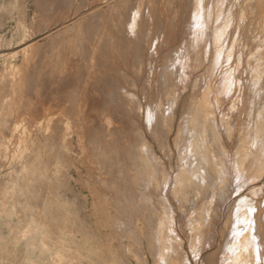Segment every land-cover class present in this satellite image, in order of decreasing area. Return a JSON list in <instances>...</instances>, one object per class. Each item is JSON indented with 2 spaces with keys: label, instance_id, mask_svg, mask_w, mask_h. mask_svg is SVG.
<instances>
[{
  "label": "rangeland",
  "instance_id": "rangeland-1",
  "mask_svg": "<svg viewBox=\"0 0 264 264\" xmlns=\"http://www.w3.org/2000/svg\"><path fill=\"white\" fill-rule=\"evenodd\" d=\"M191 1L192 0H0V264H155L156 259L154 260L155 256L152 252L158 248V243L161 241V234L164 230L166 231L168 242H171L169 229L172 227V224L168 219L169 214H173V218H175L177 222L176 230L183 240V247L187 255L185 260L189 262V264H196L191 249H189V246H191L189 244L192 239L190 238V226L196 223L193 220L194 218L195 220L199 219L200 215H197L196 212H199L198 210L201 209L202 203L206 200L208 191L210 192V186L207 185L208 183H204L206 185L205 187L202 182V184L196 182V186L189 193L188 202L183 203L184 209L183 207L178 209L179 207L173 206L174 203L171 200L169 202L165 201L163 198L164 195L161 197V192L159 193V198L155 196V199L158 200H155V202L163 206L155 204L156 207L154 208L150 207L151 204L148 203V201H150L149 196L143 197L141 194L139 195L137 191L130 195L127 189L129 187L128 185L131 184V186L136 189L135 186L141 183V181L135 179L130 182L129 178H126L128 175L125 173L126 158L122 155L123 142L121 138L120 140L114 138L110 132L106 134L104 132L101 133L102 129L100 126H102L105 120L108 121L107 117L105 118V115L103 116V114L107 112H105V108L103 109L104 106H99L100 110H93L95 108L96 98H92L91 95H89L93 93L91 91L96 88L93 83L95 74L97 77L104 71V75H107L104 76L105 81L111 79L112 84L115 86L117 85L118 92H122L118 94L116 90L118 97H121L126 90H135L142 99L145 105L144 107L147 108V106H149L148 108L154 113V103L159 96V94L156 93L158 92L156 82L163 80L164 77L165 79H169H166V82L173 79L171 82H174L173 84L176 87H174V90L179 91L181 88L183 89L184 84L187 83L192 69L195 70L196 67L198 68L200 65L203 67L202 69H197L199 72L195 71V75L202 74L203 72L206 73L209 68H212L209 72L212 70L214 71L213 64L216 62V60H212V58H215L214 39L224 34L222 35L223 41L226 40L225 37H228L227 40L231 41V38L237 35V33L241 35L245 34V32L247 33L248 31H246L245 25H241L238 18L250 15L251 12L255 10L256 4H254L255 2L252 3L250 0H227V2L226 0H211L212 2L210 0ZM227 3H229V5ZM98 7L100 8L98 9ZM91 13L93 14L91 15ZM87 14H90L91 17ZM201 15L202 17H200ZM208 17H211V19ZM228 19L231 24L226 23L228 29H222L225 22H228ZM234 19H236L235 23ZM83 21H85V24ZM139 21L141 23H139ZM91 25L97 26L93 28ZM192 25L194 27L196 26L195 28L198 30L194 29ZM227 26L225 27L227 28ZM236 26L237 30H235ZM90 27L91 29H89ZM231 27L233 31H229ZM191 29L194 30L191 31ZM90 30L95 32L94 35L98 32L97 34L103 36L97 34L94 36L93 32H90ZM218 30H220V32H218ZM86 32L90 34V36L87 34L89 37L86 36ZM190 32L193 34H189ZM218 33L219 35L220 33L222 34L219 36ZM91 36L94 37L92 38L93 40L96 38L94 40L95 42H92V40L89 41L91 42L90 44L94 43L95 48L92 47L93 44L92 46L90 45L92 49L100 50L105 47L107 51L103 54L96 52L94 54L92 51L88 52V50H84V48L87 49L88 46H82L83 40L81 39L84 37V41L86 40L88 42L86 38L90 40ZM102 37H105V40ZM207 39H209V41H207ZM78 40H81V42H79L80 44ZM230 41L223 43V45L227 47L225 48L223 46V53L221 51V58L225 63L228 62V66L220 58V61H222L220 64L224 63L222 67H224V71L228 72L226 77L230 78L233 76V79L235 78L233 91L226 103L229 105L234 100V102L228 106V112L232 118L243 115L240 118V122L242 121L244 127L249 126L247 125L250 121L249 117L252 118V122L250 121V128H242L239 126V135L242 136L238 135V143L239 141H246V144L248 143L249 146L248 150L251 151L255 137L254 127L257 116L256 103L252 102L253 95H250L252 93H250V85L248 82V87L246 83L242 85L237 82V75L242 72V67H245V64L241 65L239 63V60L240 58L246 59L247 55L251 52L248 47L245 46V48L238 42ZM229 42L232 46V43L235 44L234 48L229 46ZM205 43L207 44L206 46ZM64 44H67V47L64 46ZM133 44L136 46L134 47ZM72 45L77 46L72 47ZM236 45L239 46V49ZM177 46H179L180 50H177ZM206 47L208 49L210 48L209 51ZM235 48L239 52H236ZM60 50H62V52ZM71 50H74V52ZM175 50L177 52H175ZM243 50H245V52ZM228 51L230 53H228ZM181 56L183 58L179 59ZM91 57L94 59L93 62L95 61V65L92 63L93 68H91L92 66L90 64L92 62L90 61L92 60ZM206 57L209 59L207 60ZM166 59L171 61L168 62ZM82 60L84 63L81 62ZM210 60L214 61V63ZM75 61L78 62L79 68L82 67L81 70L78 69ZM188 61L190 62L186 64ZM181 62L185 64L182 65ZM209 64H211V67H208ZM160 68H162V73L164 70V73H161L162 75L159 74L161 72ZM166 69L168 70L166 71ZM136 70L138 72H136ZM213 71L210 72V74L212 73V76L215 78L218 76V70L215 69V71ZM236 71L238 72L235 73ZM56 72L59 75L58 77H55L57 74ZM139 72L143 73V76L140 75ZM176 72L178 73L176 74ZM137 73H139L138 76ZM78 74L80 76H78ZM139 75L141 77H139ZM167 75L171 77L169 78ZM177 75H179L180 78ZM74 76L76 80L79 78L82 79L84 76L83 79H86V81L74 84L72 82L75 79ZM68 77L69 79L71 78L69 80L70 83L67 85L62 84L61 82L63 81L64 83V80L67 81ZM156 78L158 80H156ZM177 78L179 80L182 79L181 81L183 82H180ZM98 79L100 80L99 77L97 79L95 78V80ZM130 79L136 82L135 85H132L134 82ZM175 79H177L176 83L174 81ZM28 81H31V85H29ZM129 81H131V83ZM177 81L181 84H178ZM201 81H203L202 84L204 85L205 80ZM202 84L201 86H203ZM180 85H183V87ZM45 86H47L46 89ZM142 86H144V88L147 86L150 88H146V91L143 92L144 88L142 89ZM28 87L33 89L30 90ZM177 88L179 89L176 90ZM43 89L46 91H43ZM141 91L143 93H141ZM215 92L217 93V91H213L214 99L216 98ZM153 95L155 97H153ZM249 96H252V98ZM172 97L173 96H166L168 102H166L168 104L166 106L169 107L168 113H170V110L173 112L174 108L178 109V107L174 105L175 98L172 99ZM153 99L154 102L152 103ZM245 99H247V101H245ZM171 101H173V104H169L172 103ZM170 105L174 108H170ZM70 107H74L75 109L73 108V111L72 109L67 110ZM146 108L145 110H147ZM250 109H253V111ZM93 118L98 127L94 123L92 124V122H94ZM100 123L101 125H99ZM95 127L100 130L98 129L97 132ZM74 135L75 140L72 145L71 141ZM250 138L251 140L248 142ZM171 146V149H173L171 161L161 149L157 148V152L160 157L162 156V161L164 163L167 162L166 165H168L170 161L173 165L175 164L174 167H176V147L173 141ZM136 154L139 155V151H137ZM255 156L256 155L251 152L244 160H241L242 157L232 160L234 161L232 163H235L238 168V164L241 165L240 169L244 167L242 170H238L235 164L232 165L237 168L236 170V168L233 167L234 172H237L234 175L236 178L238 177L237 179L234 177L235 181H237L235 183L239 182L237 185L235 184L236 187H243L242 189L245 188V190L247 186L251 185V187L244 192V196L247 197L242 201L245 200L247 202L237 204L238 210L236 207H233L232 211L234 214H232L233 218L231 217L233 221L230 222L231 224H229V227L231 228L232 224L238 222L239 224H237L239 227H246L248 225L247 228H252L250 229L251 231L249 230L252 235L249 236L248 240L253 243L252 248L255 249L254 252L256 251V254H254L256 255L255 262L256 264H264V242H262L264 241V239H262L264 238V180H262L264 176V158L262 159L263 163L259 161L256 162L258 158ZM253 157H255L254 160ZM140 158L141 157H137L139 162L141 160ZM184 163L186 167H188L190 161L185 160ZM238 174H240V176ZM161 179L160 184L163 188V185L166 186L168 180ZM163 181H165V184H162L164 183ZM197 187H199V189ZM253 190H255V192ZM197 195L199 196L196 199L195 196ZM153 199L152 197V200ZM160 199L161 201L163 200L162 202H164V204L159 201ZM166 203L170 206H167ZM244 204L247 205L245 206ZM158 206H160L159 208L165 206V208H161V210ZM168 207L173 208V210L172 208L169 209L172 213H169L167 210ZM155 208L163 212L159 210L157 212L156 210L155 212L151 211V209L153 210ZM183 210H185V214ZM139 212L142 213L140 214ZM161 214L164 216L166 215L165 217L168 219L166 222H168V224L165 223L166 218L164 216L162 217ZM249 214L251 215L249 216ZM244 215L245 217H243ZM240 217L247 218V220ZM245 220L246 222H244ZM191 221H193V223ZM188 222H191V224ZM240 223L242 226H240ZM243 223H245V225H243ZM186 225L189 226L187 227ZM163 226L165 228L167 226V228L162 229L164 228ZM238 229L241 231L242 228ZM252 231L258 235H255ZM242 237L245 239V235ZM242 237H239V241L237 240L238 243L237 241L236 243L234 242L235 246H238L239 249L242 248ZM199 241L197 240V244L201 242ZM239 243H241V245ZM168 244L167 246L171 248L170 244ZM171 244L174 246L173 248L175 251L171 252V254H169L170 256L168 255L167 259L169 263L165 262V264H187L178 250V247H180L179 243ZM217 244L207 251L208 255L213 254L214 250V254L215 252L218 253L216 256L217 260L214 259L209 261V263L222 264L220 257L224 240L221 239ZM256 246L259 247L256 248ZM132 253L135 256L132 255ZM224 254L222 256H224ZM208 255L206 254L205 257ZM167 259L164 260L168 262ZM219 259L221 262L218 261ZM203 260L199 264H207L205 258H203ZM161 264L164 263L162 262Z\"/></svg>",
  "mask_w": 264,
  "mask_h": 264
},
{
  "label": "bare ground",
  "instance_id": "bare-ground-1",
  "mask_svg": "<svg viewBox=\"0 0 264 264\" xmlns=\"http://www.w3.org/2000/svg\"><path fill=\"white\" fill-rule=\"evenodd\" d=\"M54 1V0H53ZM193 1V0H192ZM191 1V2H192ZM200 1V0H199ZM211 1V0H210ZM209 1V2H210ZM231 1V0H230ZM252 3L256 4V8L255 10H253L251 12L250 15L247 16H242L240 18H238V21L241 23V25H245L246 27V31H248L247 33L245 32V34H238L235 35L233 38H231L232 42H238L240 43V45L242 44L244 47H248L250 49V54L247 55L246 59H242L240 58L239 63L245 64V67H242V72L237 75V82H239L240 84H244L248 82V84L250 85L249 89H250V95H253V101L254 103H256L255 107L257 108V116H256V120H255V137H254V142H253V146L251 151L248 150V143L246 144V141H239L238 143V137L242 136L239 135V126H241L242 128L244 127V124L242 123V121L240 122V118L243 115H238V117H233L229 114V110H228V106L231 104H227V99H229V96L231 95L232 91H233V87H234V79L233 76L232 77H226L228 75V72L224 71V67H222L224 65V60L221 58V51L223 53L224 47L225 45H223V43H225L226 41H230L227 40V38L225 37L226 40L223 41L222 39V33H220L221 37H218L215 40V44H214V49H215V58H212V60H216L215 64H213V69L215 71L218 70V76L217 77H213L212 73L210 74L211 70L209 68L208 72L206 73H202V74H197L195 75V71H198L197 69H202L203 67H201V65H196L199 66L198 68L196 67V69H192V72L189 75V78L186 79L188 80L187 83H183V85L181 87H183V89L181 88L179 91H175L174 89L176 88L175 85L171 82L173 79H171V81L166 82L165 80L168 79L164 77V81L163 80H159L157 83V91L156 93L159 94L156 102L154 103V109L155 112L153 113L152 110L150 108H148L149 106L144 107V103L142 101V99L140 98V96L138 95V92H136L135 90H126L124 91V94L121 95V97H118V94H121L122 92H118V87L117 85H113L111 82V79L109 81H105L104 75L105 73H100L99 76L96 77L95 74V78L97 79L98 77L100 78V80H95L94 78V85L96 86V88L91 91L93 93H90L89 91V95H91L92 98H96L95 100V108L93 110H100L99 106H104L103 109L105 108V114H103V116L105 115V118L107 117V120H105V122L102 124V126H100V128L102 129L101 133H107L110 132V134L112 136H114V138H118L120 140H122L123 142V156L126 158L125 160V165H126V175H128L129 181L132 182L133 180L137 179L140 180L141 183H139L136 187V189L130 185H128L129 187L128 189V193L131 195L134 192H139V195L141 194L143 197L145 196H149V200L148 203L151 204L150 207H156V205H160V203H156L155 200V196H157V198L160 197L159 193L161 192V197H163L162 195H164V199L165 201L169 202L170 200L174 203L173 206L175 207H179L178 209L182 208L184 209V205L183 203H187L188 202V196L189 193L191 192V190L196 186L195 184L197 183H208L207 185L210 186V192L208 191V196L206 197V200L202 203L201 205V209L198 210L199 212H196L197 215L199 216V219L195 220V218L193 219L196 223L192 224L190 226V233H191V242L189 245L191 249V253L195 259V263L199 264L203 258H205V261H207V264H212L209 263V261L212 260H217L216 256L218 255V253L213 251V254H209L208 255V250L212 249L214 246H216V244L218 242H220L221 239L224 240V244L222 247V254H221V261L222 264H256L255 262V257L256 255V251L254 252L255 249L252 248V244L251 242H249V236H251L252 234L250 233V229L252 228H247V226H243V227H239L238 224H232L231 228L229 227V224H231L230 222L233 221L231 219L232 214H234L233 207L237 208V204L242 202H247V201H242L243 199H246V197L244 196V192H246V190H248L250 186H247L246 190L245 188L242 189L241 187L237 188L236 185L239 183H235L237 181H235L234 177H235V173L234 172V168L235 166L232 162V160H234L235 158H241V160L245 159L251 152L253 154H255L257 156L258 159H256V162H262V159L264 158V0H250ZM183 2V1H182ZM212 2V1H211ZM227 2V0H226ZM53 4V3H52ZM161 4V3H160ZM229 5V3H227ZM232 4V3H231ZM234 4V3H233ZM67 5V4H66ZM189 5V4H188ZM193 5V4H192ZM199 5V4H198ZM211 5V4H210ZM109 6V5H108ZM194 6V5H193ZM207 6V5H206ZM209 6V5H208ZM253 6V5H252ZM112 7V6H111ZM188 7V6H187ZM192 7V6H191ZM190 7V8H191ZM229 7V6H228ZM83 8V7H82ZM100 7H98L99 9ZM195 8V7H193ZM211 8V7H210ZM238 8V7H237ZM96 9V8H95ZM81 10V9H80ZM102 10V9H101ZM187 10V9H186ZM189 10V9H188ZM225 10V9H224ZM228 10V9H227ZM232 10V9H231ZM94 11V10H93ZM190 11V10H189ZM206 11V10H205ZM212 11V10H211ZM210 11V12H211ZM183 12V11H182ZM199 12V11H198ZM197 12V13H198ZM204 12V11H203ZM238 12V11H237ZM189 13V12H188ZM194 13V12H193ZM226 13V12H225ZM229 13V12H228ZM236 13V12H235ZM234 13V14H235ZM22 14V13H21ZM50 14V13H49ZM93 13H91L92 15ZM141 14V13H140ZM204 14V13H203ZM206 14V13H205ZM88 15V14H87ZM91 15L89 14L88 16L91 17ZM139 15V14H138ZM188 15V14H187ZM199 15V14H197ZM196 15V16H197ZM227 15V13H226ZM142 16V15H140ZM194 16V15H193ZM191 16V17H193ZM205 16V15H204ZM229 16V15H228ZM231 16V15H230ZM233 16V13H232ZM231 16V17H232ZM81 17V15H80ZM202 17V15L200 16ZM218 17V16H217ZM229 17V18H231ZM86 18V17H85ZM134 18V17H133ZM161 18V17H160ZM198 18V17H197ZM204 18V17H203ZM209 18V17H208ZM206 18V19H208ZM221 18V17H220ZM223 18V17H222ZM227 18V17H226ZM234 18V17H232ZM231 18V19H232ZM60 19V18H59ZM139 19V18H138ZM174 19V18H173ZM193 19V18H192ZM211 19V17L209 18ZM217 19V18H216ZM76 20V19H75ZM84 20V19H83ZM196 20V18H195ZM201 20V18H200ZM226 20V19H224ZM234 19V23H235ZM90 21V20H88ZM132 21V20H131ZM135 21V20H133ZM142 21V20H141ZM187 21V20H186ZM185 21V22H186ZM218 21V20H217ZM222 21V20H221ZM228 22H225L224 26L222 27L225 29H228V26L226 23H229V19L227 20ZM231 21V20H230ZM85 21H83L84 23ZM87 22V21H86ZM191 22V21H190ZM196 22V21H195ZM202 22V21H201ZM206 22V21H205ZM220 22V21H219ZM238 22V23H239ZM82 23V20H81ZM91 23V22H89ZM139 23H141L139 21ZM138 23V24H139ZM146 23V22H145ZM178 23V22H177ZM189 23V22H188ZM223 23V22H222ZM46 24V23H45ZM85 24V23H84ZM87 24V23H86ZM92 24V23H91ZM132 24V23H131ZM137 24V25H138ZM196 24V23H195ZM198 24V23H197ZM206 24V23H205ZM217 24V23H216ZM135 25V24H133ZM185 25V24H184ZM182 25V26H184ZM200 25V24H199ZM82 26V25H80ZM93 26V25H91ZM95 28L97 25H94ZM93 26V28H94ZM140 26V24H139ZM173 26V25H172ZM193 26V25H192ZM202 26V25H201ZM227 26V28L225 27ZM89 27V26H88ZM133 27V26H131ZM147 27V25H146ZM185 27V26H184ZM194 27V26H193ZM192 27V28H193ZM196 27V26H195ZM194 27V29H196ZM100 28V27H99ZM130 28V27H129ZM200 28V27H199ZM237 30V26L235 27ZM85 29V28H84ZM88 29V28H87ZM91 29V27L89 28ZM101 29V28H100ZM131 29V28H130ZM175 29V28H174ZM183 29V28H182ZM194 29H191L194 30ZM209 29V28H207ZM221 29V31H222ZM232 29V30H231ZM95 30V29H94ZM172 30V29H171ZM185 30V29H184ZM190 30V29H189ZM198 30V29H196ZM60 31V30H59ZM92 30H90L91 32ZM97 31V29H96ZM99 31V30H98ZM141 31V30H140ZM139 31V33H140ZM144 31V30H143ZM186 31V30H185ZM225 31V30H224ZM223 31V32H224ZM228 31V30H227ZM229 31H233V28L231 27ZM93 32V31H92ZM218 32H220V30H218ZM236 32V31H234ZM61 33V32H59ZM95 32H93L94 35ZM98 33V32H97ZM96 33V34H97ZM133 33V32H132ZM182 33V32H181ZM225 33V32H224ZM229 33V32H228ZM49 34V33H48ZM52 34V33H51ZM89 33L86 32V36L89 37L87 35ZM95 34V35H96ZM187 34V33H185ZM189 34H193V33H189ZM217 34V33H216ZM231 34V33H230ZM81 35V34H80ZM79 35V36H80ZM94 35V36H95ZM97 35H101V34H97ZM141 35V33H140ZM208 35V34H207ZM219 35V33H218ZM219 35V36H220ZM84 36V35H81ZM85 36V37H86ZM103 36V35H101ZM99 36V37H101ZM144 36V35H143ZM185 36V35H184ZM209 36V35H208ZM51 37V36H50ZM140 37V36H138ZM188 37V36H187ZM199 37V36H198ZM84 37H82L81 40H83L82 42V46L87 45V49L84 48V50H88L92 51V53L95 52L96 53H104L107 50L105 49V47L103 49H92L91 46L93 44V48L94 47V43L90 44L92 40V42L96 39H92L94 38L93 36H91V39L89 40L88 38H86L88 40V42L84 39ZM105 40V37H102ZM141 38V37H140ZM182 38V37H181ZM185 38V37H184ZM183 38V39H184ZM209 38V37H207ZM224 38V37H223ZM74 39V38H73ZM80 39V38H79ZM177 39V38H176ZM192 39V38H191ZM194 39V38H193ZM51 40V39H50ZM71 40V39H70ZM69 40V42H70ZM81 40H78V43L81 42ZM98 40V39H97ZM103 40V41H104ZM142 40V39H141ZM189 40V39H188ZM205 40V39H204ZM72 41V40H71ZM75 41V39H74ZM135 41V40H134ZM146 41V40H145ZM169 41V40H167ZM207 41H209V39H207ZM230 41V42H231ZM63 42V41H62ZM68 42V41H67ZM95 42V41H94ZM97 42V41H96ZM140 42V41H139ZM142 42V41H141ZM194 42V41H193ZM213 42V40H212ZM229 42V43H230ZM44 43V42H43ZM65 43V42H64ZM72 43V42H71ZM77 43V45H78ZM101 43V42H100ZM107 43V42H106ZM144 43V42H143ZM170 43V42H169ZM182 43V42H181ZM180 43V44H181ZM196 43V42H194ZM193 43V44H194ZM204 43V42H203ZM209 43V42H208ZM237 43V44H238ZM244 43V44H243ZM62 44V43H61ZM68 44V43H67ZM67 44H64V46H66ZM76 44V41H75ZM80 44V43H79ZM97 44V43H96ZM109 44V43H108ZM179 44V45H180ZM233 46L230 43V47L232 46L234 48L235 44L232 43ZM63 45V44H62ZM77 45H72L73 46H77ZM91 45V46H90ZM134 47L136 46L135 44H133ZM165 45V44H164ZM201 45V44H200ZM207 44L205 43V46ZM40 46V45H39ZM69 46V44H68ZM96 46V45H95ZM210 46V45H209ZM224 46V47H223ZM238 45H236L237 47ZM55 47V46H54ZM62 47V46H60ZM67 47V46H66ZM70 47V46H69ZM79 47V46H78ZM85 47V46H84ZM110 47V46H109ZM192 47V46H190ZM213 47V45H212ZM227 47V46H226ZM225 47V48H226ZM245 47V48H246ZM58 48V47H57ZM77 48V47H76ZM108 48V47H107ZM175 48V47H174ZM177 50L179 49V46H177ZM183 48V47H182ZM187 48V45H186ZM207 48V47H206ZM205 48V49H206ZM73 49V48H72ZM90 49V50H89ZM184 49V48H183ZM208 49V48H207ZM210 49V48H209ZM208 49V51H209ZM239 49V46H238ZM242 49V47H241ZM22 50V49H20ZM54 50V49H53ZM63 50V49H62ZM62 50H60L62 52ZM75 50V48H74ZM74 50H71L74 52ZM182 50V49H181ZM187 50V49H186ZM234 50V49H233ZM41 51V50H40ZM57 51V50H55ZM172 51V50H171ZM190 51V50H189ZM188 51V52H189ZM236 52H239L236 50ZM245 52V50H243ZM20 52V51H19ZM36 52V51H35ZM69 52V51H68ZM81 52V51H79ZM78 52V53H79ZM86 52V51H84ZM175 52H177L175 50ZM186 52V51H185ZM187 52V53H188ZM191 52V51H190ZM197 52V51H196ZM206 52V51H205ZM243 52V53H244ZM53 53V52H51ZM50 53V54H51ZM82 53V52H81ZM158 53V52H157ZM170 53V52H169ZM182 53V52H181ZM179 53V54H181ZM184 53V52H183ZM207 53V52H206ZM228 53H230L228 51ZM232 53V51H231ZM242 53V52H241ZM63 54V53H62ZM69 54V53H68ZM77 54V53H76ZM84 54V53H83ZM107 54V53H106ZM236 54V53H235ZM240 54V53H239ZM34 55V54H33ZM58 55V53H57ZM82 55V54H81ZM177 55V54H176ZM175 55V56H176ZM209 55V54H208ZM206 55V56H208ZM227 55V54H225ZM229 55V54H228ZM244 55V54H243ZM65 56V55H64ZM83 56V55H82ZM224 56V55H223ZM232 56V55H231ZM238 56V55H237ZM240 56V55H239ZM14 57V56H13ZM40 57V56H39ZM174 57V56H173ZM186 57V56H185ZM184 57V58H185ZM190 57V56H189ZM198 57V56H197ZM202 57V56H201ZM214 57V55H213ZM229 57V56H227ZM226 57V59H227ZM16 58V57H15ZM167 58V57H165ZM183 57L181 56L182 59ZM187 58V57H186ZM220 58L221 60H223V64H220ZM232 58V57H231ZM238 58V57H237ZM245 58V55H244ZM41 59V58H40ZM52 59V58H51ZM72 59V58H71ZM75 59V58H74ZM79 59V58H78ZM84 59V57H83ZM89 59V58H88ZM92 59V57H91ZM175 59V58H174ZM178 59V58H177ZM189 59V58H188ZM202 59V58H201ZM206 59L208 60L209 58L206 57ZM211 59V58H210ZM230 59V58H229ZM236 59V58H235ZM39 60V59H38ZM64 60V59H63ZM68 60V59H67ZM81 60V59H80ZM90 60V59H89ZM94 59L90 60L92 61L91 64V68H93V62ZM126 60V59H125ZM167 60V59H166ZM186 60V59H185ZM197 60V59H196ZM232 60V59H231ZM46 61V60H45ZM70 61V60H69ZM168 61V60H167ZM171 61V60H170ZM168 61V62H170ZM211 61V60H210ZM229 61V60H227ZM235 61V60H234ZM39 62V61H38ZM76 62V61H75ZM83 62V60L81 61ZM105 62V61H104ZM190 61H188L186 64H188ZM195 62V60H194ZM208 62V61H206ZM214 63V61H211ZM210 62V63H211ZM238 62V59H237ZM43 63V62H42ZM77 63V64H76ZM76 66H78V62H76ZM84 63V62H83ZM93 63V64H92ZM182 63V62H181ZM199 63V62H198ZM230 63V62H229ZM80 64V62H79ZM89 64V65H90ZM166 64V63H165ZM170 64V63H169ZM172 64V63H171ZM185 64V63H184ZM182 63V65H184ZM196 64V63H195ZM194 64V65H195ZM212 64V63H211ZM209 64L208 67H211ZM228 66V62L225 63ZM232 64V63H231ZM71 65V64H70ZM95 65V64H94ZM181 65V64H180ZM225 65V66H226ZM238 65V64H237ZM236 65V66H237ZM25 66V65H24ZM83 66V65H82ZM160 66V65H159ZM186 66V65H185ZM235 66V65H234ZM75 67V66H74ZM73 67V69H74ZM89 67V66H88ZM104 67V66H103ZM106 67V66H105ZM135 67V66H134ZM192 67V66H191ZM207 67V68H208ZM222 67V70H221ZM230 67V65H229ZM233 67V66H232ZM77 68V67H75ZM82 68V67H81ZM81 68L78 69L81 70ZM133 68V67H132ZM137 68V67H136ZM143 68V67H142ZM141 68V69H142ZM228 68V67H227ZM234 68V67H233ZM236 68V67H235ZM241 68V67H240ZM34 69V68H33ZM68 69V68H67ZM89 69V68H87ZM170 69V68H169ZM186 69V67H185ZM237 69V68H236ZM79 70V71H80ZM104 70V68H103ZM162 70V68H160V71ZM168 69H166L167 71ZM231 70V69H230ZM37 71V70H36ZM62 71V70H61ZM67 71V70H66ZM65 71V72H66ZM74 71V70H72ZM78 71V73H79ZM84 71V69H83ZM88 71V70H87ZM91 71V70H90ZM134 71V70H133ZM143 71V70H142ZM159 71V72H160ZM179 71V70H178ZM213 71V72H214ZM35 72V70H34ZM136 72H138L136 70ZM188 72V71H187ZM199 72V71H198ZM234 72V71H233ZM238 71H236L235 73H237ZM57 73V72H56ZM64 73V72H63ZM77 73V72H75ZM140 75L143 76V73L139 72ZM137 73V76L138 74ZM158 73V71H157ZM162 71L159 73L161 74ZM164 73V70H163ZM162 73V74H163ZM168 73V72H167ZM166 73V74H167ZM178 72H176L177 74ZM180 73V71H179ZM62 74V73H61ZM80 74V73H79ZM78 74V76H80ZM82 74V71H81ZM84 74V72H83ZM87 74V73H86ZM99 74V73H98ZM97 74V75H98ZM135 74V73H134ZM161 74V75H162ZM186 74V73H185ZM186 74V75H187ZM208 74V75H207ZM216 74V73H214ZM213 74V75H214ZM232 74V73H231ZM24 75V74H23ZM69 75V74H68ZM72 75V74H71ZM93 75V74H92ZM91 75V76H92ZM139 75V77H141ZM181 75V74H180ZM183 75V74H182ZM58 73L56 74L55 77H58ZM62 76V75H61ZM65 76V75H63ZM129 76V75H126ZM168 76V75H167ZM172 76L174 77V75L172 74ZM179 77V75H177ZM176 76V77H177ZM215 76V75H214ZM231 76V75H230ZM239 76V78H238ZM30 77V76H29ZM54 77V76H53ZM66 77V76H65ZM64 77V78H65ZM71 77V76H69ZM68 77V82L65 81L64 79V83L63 81L61 82L64 85H67L69 82ZM109 77V76H108ZM131 77V76H130ZM129 77V78H130ZM138 77V78H139ZM155 77V75H154ZM159 77V75H158ZM169 78L171 76H168ZM172 77V78H173ZM175 77V78H176ZM60 78V77H59ZM58 78V79H59ZM73 78V77H72ZM75 78V76H74ZM73 78V79H74ZM84 78V76H83ZM74 79V81H72L74 84H78L79 82H85L86 79ZM110 78V77H109ZM160 78V77H159ZM180 78V77H179ZM183 78V77H182ZM58 79H56L57 81H59ZM72 79V80H73ZM161 79V78H160ZM178 79V78H177ZM175 79V83L176 80ZM93 80V79H92ZM129 80V79H128ZM131 80V79H130ZM133 80V79H132ZM131 80V81H132ZM156 80H158L156 78ZM169 80V79H168ZM179 80V79H178ZM182 80V79H181ZM179 80L180 82H183ZM201 80H205L204 81V85L202 84L203 81ZM50 81V80H49ZM52 81V80H51ZM88 81V80H87ZM91 81V80H90ZM131 81H129L131 83ZM179 81H177L178 84ZM26 82V81H25ZM71 82V83H72ZM134 83H132V85H135V81L133 80ZM29 85H31V81L29 82ZM34 83V82H33ZM49 83V82H48ZM73 84V85H74ZM81 84V83H80ZM87 84V83H86ZM116 84V83H115ZM145 84V83H144ZM148 84V83H147ZM201 84L203 86H201ZM239 84V85H240ZM247 84V87H248ZM35 85V83H34ZM63 85V86H64ZM70 85V84H69ZM131 85V86H132ZM146 85V84H145ZM238 85V86H239ZM72 86V84H71ZM76 86V85H75ZM84 86V85H83ZM137 86V85H136ZM149 86V85H148ZM148 86L146 87L147 89ZM30 87V86H29ZM28 87V88H29ZM36 87V86H35ZM47 86H45L46 89ZM74 87V86H73ZM134 87V86H132ZM175 87V88H174ZM179 87V86H178ZM79 88V87H76ZM94 88V87H93ZM144 88V86H142V89ZM146 88H144L143 92L146 91ZM239 88V87H238ZM241 88V86H240ZM30 90H32L33 88H29ZM28 89V90H29ZM45 89H43V91H46ZM81 89V88H79ZM78 89V90H79ZM179 88H177L176 90H178ZM68 90V89H66ZM75 90V89H73ZM72 90V92H73ZM77 90V89H76ZM116 90L118 92V94L116 93ZM120 90V89H119ZM122 90V88H121ZM120 90V91H121ZM216 90L217 93L216 94V98L214 99L213 96V91ZM148 91V90H147ZM61 92V90H60ZM59 92V93H60ZM69 92V91H68ZM67 92V93H68ZM141 91V93H143ZM63 93V92H62ZM79 93V92H78ZM147 93V92H146ZM247 93V92H246ZM245 93V94H246ZM57 94V93H56ZM61 94V93H60ZM81 94V93H80ZM117 94V95H116ZM145 94V93H144ZM155 94V93H154ZM248 94V93H247ZM31 95V94H30ZM156 95V94H155ZM66 96V95H63ZM62 96V97H63ZM166 96H173V98H175V103L174 105L176 107H178V109L171 107L170 108H174L173 112H171L172 110H170L168 113V108L166 105H168L167 103V99ZM222 96V97H221ZM61 97V98H62ZM68 97V96H66ZM73 97V96H72ZM89 97V96H87ZM153 97H155L153 95ZM248 97V96H247ZM252 98V96H249ZM60 98V97H59ZM64 98V97H63ZM75 98V97H74ZM73 98V99H74ZM250 98V99H251ZM65 99V98H64ZM68 99V98H67ZM85 99V98H84ZM90 99V98H89ZM169 99V97H168ZM59 100V99H58ZM57 100V101H58ZM66 100V99H65ZM77 100V99H76ZM75 100V101H76ZM249 100V99H248ZM56 101V103H57ZM87 101V99H86ZM84 101V102H86ZM170 101V100H168ZM245 101H247V99H245ZM62 102V101H61ZM66 102V101H65ZM91 102V101H90ZM154 102V99L152 101V103ZM167 102V103H166ZM172 103L169 104H173V101H171ZM231 102V101H229ZM92 103V102H91ZM62 104V103H61ZM85 104V103H84ZM99 104V105H98ZM239 104V103H238ZM251 104V102H250ZM65 105V104H64ZM173 105V106H174ZM248 105V104H247ZM89 106V105H88ZM93 106V105H92ZM167 108H166V107ZM233 106V105H232ZM239 106V105H238ZM253 106V104H252ZM57 107V106H55ZM69 107V106H66ZM107 107V108H106ZM248 107V106H247ZM74 108V107H73ZM73 108L70 107L67 110L72 109ZM145 108L147 110H145ZM234 108V107H233ZM251 108V107H250ZM254 108V107H253ZM75 109V108H74ZM92 109V108H91ZM102 109V110H103ZM230 109V108H229ZM59 110V109H58ZM61 110V109H60ZM77 110V109H76ZM239 110V109H238ZM249 110V109H248ZM251 111H253V109H250ZM91 111V110H90ZM104 111V110H103ZM231 111V110H230ZM236 111V110H235ZM234 111V112H235ZM75 112V110H74ZM73 112V113H74ZM96 112V111H94ZM233 112V113H234ZM248 112V111H247ZM93 113V112H92ZM251 113V112H250ZM97 114V113H96ZM101 114V113H100ZM235 114V113H234ZM86 115V114H85ZM89 115V114H88ZM236 115V116H237ZM251 115V114H250ZM249 115V116H250ZM94 116V115H92ZM97 116V115H96ZM231 116V117H230ZM235 116V115H234ZM88 117V116H87ZM90 117V116H89ZM71 118V117H70ZM74 118V117H73ZM97 118V117H96ZM99 118V117H98ZM245 118V117H244ZM250 118V121L252 122V118ZM248 118V120H249ZM94 119V118H93ZM103 119V118H102ZM56 120V119H55ZM91 120V119H90ZM89 120V121H90ZM104 120V119H103ZM234 120V121H233ZM87 121V120H86ZM88 121V122H89ZM93 121V120H92ZM245 121V119H244ZM250 121L249 124L247 123V125L249 126H245V127H249L250 128ZM91 122V121H90ZM100 122V121H99ZM97 124L95 122H92V124ZM88 124V123H87ZM101 125V123L99 124ZM97 126V125H96ZM254 126V124H253ZM94 127V126H93ZM98 127V126H97ZM96 128V131L98 132V129ZM244 127V128H245ZM92 128V127H91ZM90 128V129H91ZM94 128V130H95ZM248 128V129H249ZM92 130V129H91ZM100 130V129H99ZM248 131V130H246ZM88 132V131H87ZM100 132V131H99ZM242 132V130H241ZM247 133V132H246ZM253 133V132H251ZM88 134V133H87ZM104 134V135H105ZM242 134V133H241ZM245 134V133H244ZM239 135V136H238ZM95 136V135H94ZM107 136V135H105ZM104 136V137H105ZM251 136V134H250ZM244 137V136H243ZM81 138V137H80ZM95 138V137H94ZM106 139V137H105ZM110 139V138H109ZM117 139V140H118ZM253 139V138H252ZM71 140V139H70ZM75 140V135L72 137V141L71 144L73 145ZM244 140V139H243ZM251 140V138L248 140V142ZM174 143L175 147H176V158H177V164L176 167H174L173 163L170 162L171 161V157L173 155V149H171V143ZM101 142V141H99ZM242 144H241V143ZM90 143V142H89ZM239 144V145H238ZM88 146V145H87ZM90 146V145H89ZM92 148V147H91ZM157 148L161 149L164 154L170 159V161L168 162V165H166V163H164L162 161V156L160 157L158 152H157ZM165 148V149H164ZM100 149V148H99ZM99 151V150H98ZM139 151V155L136 154V152ZM96 152V151H95ZM50 153V152H49ZM47 154V153H46ZM53 155V154H52ZM101 155V154H100ZM255 156V157H256ZM137 157H141L140 162L137 159ZM253 157V160L254 158ZM107 158V157H106ZM25 159V158H24ZM90 159V158H89ZM97 160V159H96ZM110 160V159H109ZM168 160V159H167ZM185 160H189L190 164L188 165V167H186L185 165ZM138 161V162H137ZM97 162V161H96ZM176 162V161H175ZM236 162V161H235ZM253 162V161H252ZM88 163V162H87ZM263 163V162H262ZM93 164V163H92ZM102 164V163H101ZM238 170L240 169V164ZM83 167V166H82ZM125 167V166H124ZM234 167V168H233ZM122 168V166H121ZM236 168V170H237ZM244 168V167H243ZM242 168V169H243ZM240 169V170H242ZM120 171V170H119ZM137 173V174H136ZM190 173V175H189ZM245 173V172H244ZM242 174V171H241ZM262 174V173H261ZM263 174H264V170H263ZM240 176V174H238ZM243 176V175H242ZM263 176V175H262ZM163 178L164 180H168L166 183V186L163 185L164 187H161L160 184V179ZM168 178V179H167ZM236 178V177H235ZM238 178V177H237ZM236 178V179H237ZM255 178V177H253ZM240 179V178H239ZM242 179V178H241ZM127 180V179H126ZM162 180V179H161ZM261 180V178H260ZM264 180V176L263 179ZM103 181V180H102ZM106 182V181H105ZM112 182V181H111ZM165 184V181H163ZM197 182V183H196ZM244 182V181H243ZM252 182V181H251ZM260 182V181H259ZM110 183V182H109ZM118 183V182H117ZM201 183V184H202ZM241 183V182H240ZM101 184V183H100ZM134 184V183H133ZM236 184V185H235ZM242 184V183H241ZM29 186V185H28ZM204 186L206 187V185L204 184ZM259 186V185H258ZM200 187V186H199ZM199 187H197L199 189ZM203 187V186H202ZM204 187V188H205ZM208 187V186H207ZM263 187V186H262ZM116 188V187H115ZM241 188V189H240ZM126 189V190H127ZM264 189V188H263ZM31 190V189H30ZM78 191V190H77ZM255 192V190H253ZM198 192V191H197ZM250 192V191H249ZM260 192V190H259ZM257 193V192H256ZM199 194V192H198ZM247 194V193H246ZM261 194V193H260ZM251 195V194H250ZM253 195V194H252ZM141 196V197H142ZM199 195L195 196L196 199L198 198ZM257 196V195H256ZM259 196V195H258ZM123 197V196H122ZM133 197V196H132ZM152 197L154 198L152 200ZM245 197V198H244ZM40 198V197H39ZM108 199V198H107ZM33 200V199H32ZM129 200V199H128ZM254 200V199H253ZM117 201V200H116ZM127 201V200H126ZM130 201V200H129ZM141 201V200H140ZM158 201V200H157ZM161 203L164 204V202L161 201V199L159 200ZM256 201V200H255ZM36 202V201H35ZM155 202V203H154ZM190 202V201H189ZM43 203V202H42ZM41 203V204H42ZM118 203V202H117ZM259 203V202H258ZM140 204V203H139ZM153 204V205H152ZM171 204V203H169ZM121 205V204H120ZM126 205V204H124ZM148 205V204H147ZM162 205V204H161ZM160 205V206H161ZM167 206L168 203H166ZM183 205V206H182ZM245 206L247 204H244ZM128 206V205H127ZM140 206V205H139ZM158 206V208L160 207ZM163 206V205H162ZM166 206V207H167ZM254 206V205H253ZM257 206V205H256ZM239 207V205H238ZM261 207V206H260ZM263 207V206H262ZM123 208V207H122ZM128 208V207H127ZM149 208V207H148ZM151 209V211L156 210V212L161 209V208H165L161 207L159 209ZM172 207H168V211L169 213H172L171 210H169ZM248 208V207H246ZM235 209V208H234ZM162 210V209H161ZM159 210L160 212H163ZM166 210V209H165ZM173 210V208H172ZM238 210V208H237ZM251 210V209H250ZM132 211V210H131ZM167 211V213H168ZM185 210H183L184 213ZM241 211V210H239ZM243 211V210H242ZM259 211V210H258ZM126 212V211H125ZM148 212V211H147ZM181 212V210H180ZM238 212V211H237ZM244 212V211H243ZM246 212V211H245ZM252 212V211H251ZM140 213V212H139ZM142 213V212H141ZM140 213V214H141ZM151 213V212H150ZM149 213V214H150ZM153 213V212H152ZM166 213V212H165ZM168 213V214H169ZM193 213V212H192ZM236 213V212H235ZM250 213V211H249ZM264 213V212H263ZM148 214V213H147ZM185 214V213H184ZM195 214V212H194ZM238 214V213H237ZM242 214V213H241ZM239 214V215H241ZM132 215V214H131ZM153 215V214H152ZM162 215V214H161ZM187 215V214H186ZM251 214H249L250 216ZM258 215V214H257ZM263 215V214H262ZM121 216V215H120ZM149 216V215H148ZM164 215H162L163 217ZM166 216V215H165ZM164 216V217H165ZM176 216V215H175ZM174 216V217H175ZM234 216V215H233ZM242 216V215H241ZM247 216V215H246ZM123 217V216H122ZM132 217V216H131ZM183 217V216H182ZM194 217V215H193ZM235 217V216H234ZM245 217V215L243 216ZM240 217V218H243ZM125 218V217H124ZM153 218V217H152ZM166 218V217H165ZM186 218V217H185ZM233 218V217H232ZM162 219V218H161ZM169 222L172 224V227L169 229V237L171 242H168V237L166 234V231L161 234V241H159L158 243V248L156 250H152L154 252H152L155 256L154 260H155V264H161L162 262L165 264L169 263L168 255L171 254V252L175 251V249L173 248L174 246L171 243H176L180 245V247H178L180 254H182L183 259L185 260L187 257L186 255V251L184 249V243L182 238L178 235L176 227H177V222L175 220V218H173V214L168 216ZM166 218L165 223L168 224V222H166L168 220ZM236 219V218H235ZM234 219V221H235ZM238 219V218H237ZM246 219L247 218H243ZM240 219V220H243ZM255 219V218H254ZM253 219V220H254ZM260 219V218H259ZM264 219V218H263ZM130 220V219H129ZM181 220V219H180ZM188 220V219H186ZM239 220V219H238ZM246 220L244 222H246ZM250 220V218H249ZM256 220V219H255ZM150 221V220H149ZM153 221V220H151ZM163 221V220H162ZM193 223V221H191ZM191 222H188L191 224ZM236 222V221H235ZM234 222V223H235ZM243 222V221H242ZM253 222V221H251ZM264 222V221H263ZM126 223V222H125ZM131 223V222H128ZM164 223V224H165ZM169 223V225H170ZM179 223V222H178ZM183 223V222H182ZM181 223V224H182ZM248 223V221H247ZM262 223V222H261ZM162 224V223H161ZM250 224V223H249ZM253 224V223H251ZM132 225V224H130ZM129 225V226H130ZM243 225H245V223H243ZM168 226V225H167ZM166 226V228H167ZM171 226V225H170ZM187 226V225H186ZM189 226V225H188ZM187 226V227H188ZM238 226V227H237ZM240 226H242V224L240 223ZM255 226V225H254ZM132 227V226H131ZM164 227V226H163ZM180 227V226H179ZM183 227V226H181ZM186 227V228H187ZM252 227V226H251ZM54 228V227H53ZM126 228V227H124ZM129 228V227H128ZM165 227L162 229H166ZM169 228V226H168ZM238 228H242L241 231H239L240 229ZM264 228V226H263ZM119 229V228H118ZM123 229V228H122ZM130 229V228H129ZM161 229V230H162ZM183 229V228H182ZM250 230V231H249ZM131 231V230H130ZM181 231V230H180ZM254 231V229H253ZM252 231V232H253ZM126 232V231H125ZM129 232V231H128ZM127 232V233H128ZM186 232V231H185ZM256 232V230H255ZM130 233V232H129ZM254 233V232H253ZM105 234V233H104ZM159 234V233H158ZM183 234V233H182ZM255 234V233H254ZM257 234V233H256ZM255 234V235H256ZM264 234V233H263ZM185 235V234H184ZM243 235H245V239H243ZM258 235V234H257ZM262 235V234H261ZM155 236V235H154ZM159 236V235H158ZM239 237H242L243 241H242V245L241 243H239L241 245L242 248L239 249V247L235 246L234 242L236 243V241L239 239ZM256 237V236H255ZM254 238V237H253ZM189 239V238H188ZM264 239V238H262ZM169 240V241H170ZM197 240L200 242L197 244ZM151 241V239H150ZM167 241V242H166ZM239 241V240H238ZM237 241V243H238ZM241 241V239H240ZM255 241V240H252ZM257 241V240H256ZM262 241V240H261ZM260 242V241H259ZM264 242V241H262ZM151 243V242H150ZM170 244L171 248L169 246H167V244ZM223 243V242H222ZM256 243V242H255ZM154 244V243H153ZM168 244V245H169ZM200 244V245H199ZM257 244V243H256ZM255 244V245H256ZM139 245V244H138ZM197 245V246H196ZM218 245V244H217ZM221 245V244H220ZM239 245V246H240ZM259 245V243H258ZM218 247V246H217ZM216 247V248H217ZM259 246H256V248H258ZM263 247V246H262ZM261 247V248H262ZM128 248V247H127ZM173 248V249H172ZM220 248V247H219ZM136 249V247H135ZM142 249V248H141ZM150 249V251H151ZM218 249V248H217ZM122 250V249H121ZM177 250V252H178ZM257 250V249H256ZM125 251V249H124ZM217 251V250H216ZM262 251V250H261ZM264 251V250H263ZM126 252V251H125ZM128 252V251H127ZM210 252V251H209ZM211 253V252H210ZM225 253V254H224ZM173 254V253H172ZM206 254L208 255L207 257ZM224 254V256H222ZM258 254V253H257ZM124 255V254H123ZM132 255H134L132 253ZM131 255V256H132ZM142 255V254H141ZM147 255V254H146ZM226 255V256H225ZM264 255V254H263ZM135 256V255H134ZM148 256V255H147ZM153 256V257H154ZM170 256V255H169ZM176 256V255H175ZM262 256V254H261ZM260 257V256H259ZM170 258V257H169ZM258 258V257H257ZM263 258V256H262ZM163 259V260H162ZM164 259H167L168 262ZM171 259V258H170ZM220 259L218 261H220ZM162 260V262H161ZM181 260V259H180ZM188 260V259H187ZM258 260V259H257ZM173 261V260H172ZM186 261V260H185ZM204 261V260H203ZM220 261V262H221ZM148 262V260H147ZM171 262V261H170ZM187 262V261H186ZM174 263V262H173ZM183 263V262H182ZM258 263V262H257ZM260 263V262H259ZM187 264H189V262H187Z\"/></svg>",
  "mask_w": 264,
  "mask_h": 264
}]
</instances>
